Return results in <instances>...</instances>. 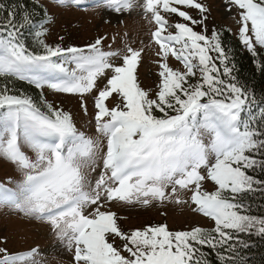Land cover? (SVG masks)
<instances>
[{"label":"snow or ice","instance_id":"6c2138e0","mask_svg":"<svg viewBox=\"0 0 264 264\" xmlns=\"http://www.w3.org/2000/svg\"><path fill=\"white\" fill-rule=\"evenodd\" d=\"M84 2L54 0L58 7ZM225 3L264 72V0ZM95 6L116 16L140 9L155 25L158 84L146 90L138 82L143 49H106V36L83 47L51 45L54 17L40 0L31 8L0 2V160L16 172L10 187L0 183V207L47 223L72 264H250L247 238L264 239V215L251 203L257 195L264 202V95L234 75L231 49L221 30L209 29L200 0ZM45 90L77 98L85 116L91 99L87 126ZM113 203L188 205L211 226L125 231ZM38 254L0 247V264H41Z\"/></svg>","mask_w":264,"mask_h":264},{"label":"rangeland","instance_id":"374dc122","mask_svg":"<svg viewBox=\"0 0 264 264\" xmlns=\"http://www.w3.org/2000/svg\"><path fill=\"white\" fill-rule=\"evenodd\" d=\"M40 2L54 17V22L47 26V43L60 44L63 47H82L94 42L97 37L106 36L107 39L104 41L106 49L109 44L112 45L113 50H124L126 45L143 49L142 59L137 68V79L146 90L156 88L159 68L155 52L158 46L151 37L155 25L143 18L142 10L134 9L131 13L116 16L102 6L96 7L95 4L99 0H85L84 8L58 7L54 4V0H40ZM200 2L210 10L207 21L209 29L216 23H222L231 28L232 33L239 39L238 17L235 10L232 12L227 10L225 0H200ZM189 11L194 17L198 16L197 10ZM169 64L174 69L182 70V65L174 58L169 59ZM45 93L49 101H55L71 111L78 126L86 127L87 122L92 119L94 109L91 99L88 100L89 115L85 116L77 98L53 94L48 90H45ZM109 106H112L111 100ZM15 177L14 168L0 160V183L10 187L11 185H7L6 182L9 178ZM110 209L122 218L119 223L125 231L164 223H167L171 231L188 230L193 226H211V222L206 217L194 213L188 205L170 203L164 206L153 204L143 207L139 204L113 203ZM117 243L120 244V241L117 240ZM0 247L6 248L9 254L38 249L39 254L36 259L41 264H72V253L66 250L47 223L25 218L8 207H0Z\"/></svg>","mask_w":264,"mask_h":264},{"label":"trees","instance_id":"16d2710c","mask_svg":"<svg viewBox=\"0 0 264 264\" xmlns=\"http://www.w3.org/2000/svg\"><path fill=\"white\" fill-rule=\"evenodd\" d=\"M0 2H3L6 5H10L12 3L21 2V0H0ZM22 2L25 3L29 8L32 7V0H22ZM212 28H216L217 30L222 31L223 46L226 49H231L232 62L236 66L234 75L237 76L241 83L245 84L248 88L253 90L258 97L264 95V72L257 70L252 56L240 43L239 39L235 37V35L232 33L231 28L223 25L222 23H216L212 25L210 30ZM31 42L32 40L30 37L29 43ZM49 44L55 45L54 43ZM251 203L255 214L264 215V202L260 200L258 195L252 199ZM247 239L249 247L245 249L244 252L245 255L249 258L250 264H264V239L256 236H252ZM117 246H119V243H117ZM210 256L214 259V254L210 253Z\"/></svg>","mask_w":264,"mask_h":264}]
</instances>
